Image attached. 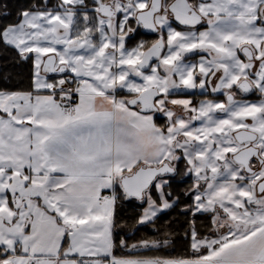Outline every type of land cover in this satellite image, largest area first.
Here are the masks:
<instances>
[{
  "label": "snow or ice",
  "instance_id": "1",
  "mask_svg": "<svg viewBox=\"0 0 264 264\" xmlns=\"http://www.w3.org/2000/svg\"><path fill=\"white\" fill-rule=\"evenodd\" d=\"M0 62V264H264V0H0Z\"/></svg>",
  "mask_w": 264,
  "mask_h": 264
},
{
  "label": "trees",
  "instance_id": "2",
  "mask_svg": "<svg viewBox=\"0 0 264 264\" xmlns=\"http://www.w3.org/2000/svg\"><path fill=\"white\" fill-rule=\"evenodd\" d=\"M7 71L12 72V73L15 72V70L14 69H11V68L7 69ZM2 75H3L2 62H0V76H2Z\"/></svg>",
  "mask_w": 264,
  "mask_h": 264
}]
</instances>
